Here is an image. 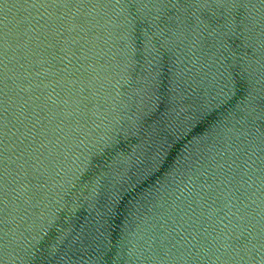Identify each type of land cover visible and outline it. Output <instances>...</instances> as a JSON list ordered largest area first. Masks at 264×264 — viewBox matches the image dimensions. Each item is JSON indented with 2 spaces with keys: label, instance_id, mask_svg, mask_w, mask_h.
Returning <instances> with one entry per match:
<instances>
[{
  "label": "water",
  "instance_id": "1",
  "mask_svg": "<svg viewBox=\"0 0 264 264\" xmlns=\"http://www.w3.org/2000/svg\"><path fill=\"white\" fill-rule=\"evenodd\" d=\"M0 264H264V0H0Z\"/></svg>",
  "mask_w": 264,
  "mask_h": 264
}]
</instances>
